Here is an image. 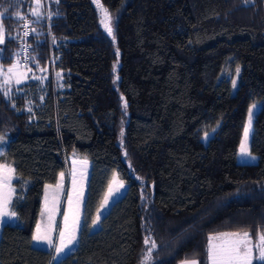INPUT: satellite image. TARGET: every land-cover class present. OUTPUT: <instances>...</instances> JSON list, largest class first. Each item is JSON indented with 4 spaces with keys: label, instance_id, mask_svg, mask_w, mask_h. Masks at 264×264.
<instances>
[{
    "label": "trees",
    "instance_id": "1",
    "mask_svg": "<svg viewBox=\"0 0 264 264\" xmlns=\"http://www.w3.org/2000/svg\"><path fill=\"white\" fill-rule=\"evenodd\" d=\"M105 10L111 35L101 23ZM0 26V65L14 64L26 43L32 56L24 67L35 70L20 85L0 77L7 139L0 165L15 169L16 213L2 227L0 264H51V251L32 239L45 187L38 171L50 160L64 167L73 155L92 163L80 243L53 264H211L210 237L247 232L258 241L264 0H0ZM258 101L251 151L260 160L241 163ZM115 174L127 191L93 232Z\"/></svg>",
    "mask_w": 264,
    "mask_h": 264
},
{
    "label": "rangeland",
    "instance_id": "2",
    "mask_svg": "<svg viewBox=\"0 0 264 264\" xmlns=\"http://www.w3.org/2000/svg\"><path fill=\"white\" fill-rule=\"evenodd\" d=\"M31 23H32V21H31ZM0 34H2L3 37H5L6 31L2 26H0ZM13 65H16V68L13 71L16 73L22 74L21 82L19 84H17L15 77H13L10 80V82L6 85H10V86L20 85V84L26 82L29 79V77L32 75V73L35 71L34 67H32L31 65H29L27 67L21 66L20 60L17 59L14 62V64H12L11 66L3 67L0 65V69H2V71H0V77L3 79V82L5 79V74L8 72V69L11 68ZM238 67L240 69L239 75L237 76V74H236V68H237L236 67L235 73L232 77V79H233L232 81H235V87H233V83H232V93L233 94L237 93L239 85H240V75H241L242 66L239 65ZM225 75L229 76L230 72H226ZM253 105H255L256 107L253 108L252 107ZM253 105L250 108V109H252L251 124H249V113H248L245 128H248V130H249L248 139H247L248 151L251 153V157H254L255 159L253 160V159H250L249 157L241 156L240 148H239L238 161L241 163L256 164L260 160V157L258 155L252 153L251 145H252V140H253V135H254V121H255L256 115L258 114V112L261 109L262 102L258 101L256 103H254ZM214 133H215L214 130L211 132H208L207 138H205V134H206L205 133L202 136V141L204 143H208L210 137L213 136ZM243 141H244V133H243L241 143ZM1 142H3V143L0 144V154L3 152V149H4V146L7 142V139H5L3 137V140H0V143ZM2 165L11 166L7 163H4ZM91 169H92V163L89 159L79 157L76 155H73L72 157H70V159L66 162V165L64 167H61V168L55 166L51 160L42 163V165L40 166L39 171H38L37 181H38L39 185H44L45 187L43 189L42 199L40 202L39 212H38L36 223L34 226L33 235H35V233H36L37 225H40L42 231L49 226V223H50L49 217L51 216L52 217L51 224L54 228V231L52 232V238H53L54 244L57 243L59 231L65 227V221H64L65 214L68 215V217H69L68 225L71 226L73 215L76 213L77 208H79L80 222H81V228H82L83 218H84L83 213H84L85 199H86L87 192H88V183H89V178H90V174H91ZM61 173H63V179L62 180H61V175H60ZM13 178H14V173H12V179H11V184H10L11 189H13L12 188ZM119 183L123 184L122 188H118ZM57 184H62V188L57 189L56 188ZM110 186L113 189V193L111 196H109L107 205H104V200H103V203H102L103 207L101 206V208L99 209V211L102 213L101 219L97 224H95V225L93 224V226H92L93 232L100 229L102 218L109 212L112 205L117 200H119L122 196H124L126 191H127L126 183H124V181H122L119 178L118 174L114 175ZM2 191L5 194H8L9 189L4 188ZM108 195H109V189L107 191L106 196H108ZM10 196H11V201H12V199L14 197V191L11 192ZM46 196H47V200L45 199ZM69 196L72 197L71 207L68 204V197ZM78 200H79V204L77 203ZM8 210L10 212L12 211L10 208V204L8 205ZM15 218L16 217L9 218L6 216V217H3V220L6 222H14ZM4 224L0 225V237H1L2 227L4 226ZM81 228L77 234V243L74 246H72L71 251L66 250L67 255L72 253L78 247V245L80 243ZM239 234L243 235V233H239ZM249 236H250V240H251L250 246L253 247L252 264H254L256 262V260L258 259L257 250L254 247L258 243V241L254 240L250 234H249ZM215 243H218V241L212 240V244H215ZM34 245L36 247L48 249L51 251V254H52L51 264L58 262V261L53 260V255H54L53 248L49 247L45 243H38L36 241H34ZM67 255L62 254L61 258L59 260L66 257Z\"/></svg>",
    "mask_w": 264,
    "mask_h": 264
},
{
    "label": "snow or ice",
    "instance_id": "3",
    "mask_svg": "<svg viewBox=\"0 0 264 264\" xmlns=\"http://www.w3.org/2000/svg\"><path fill=\"white\" fill-rule=\"evenodd\" d=\"M39 3V0H37ZM34 14L38 15V13ZM105 19L101 21L104 24V27L109 35L112 34L111 27V17L107 13V10L104 11ZM27 34V33H26ZM114 39V37H113ZM4 42V37L0 34V43ZM16 68V65H13L8 69V72L5 74L4 84H8L10 80L15 77L16 83L19 84L21 82L22 74L16 73L13 70ZM2 71V69H0ZM240 69L236 68V74L239 75ZM118 79V77H117ZM233 87H235V81H232ZM8 94V90H5V95ZM125 102V108H126ZM253 108L256 106L253 105ZM252 119V109H249V124H251ZM248 128L244 130V141L240 145V153L241 156L249 157L250 159H255L251 157V153L248 151L247 147V139H248ZM205 138H207V133L205 134ZM0 140H3V137L0 136ZM15 169L8 165H0V225L6 223L3 220V217L13 218L16 216L14 211L8 210V205L11 203V192L14 189H11V179L12 173H14ZM61 175V180L63 179V173ZM123 184L119 183L118 188H122ZM4 188H8V194H5L2 190ZM57 189L62 188V184L56 185ZM113 193V189L111 186L109 187V195L104 198V205L108 204L109 196ZM47 200V196L45 197ZM79 204V200L77 202ZM68 204L71 207L72 205V197H68ZM103 207V205H102ZM102 213L100 211L97 212L96 218L93 221V224H97L101 219ZM50 223L49 226L41 230L40 225H37L36 233L32 237V239L38 243H45L49 247L53 248L54 255L53 260L59 261L61 255H67V251H71L72 246L77 243V234L81 228L79 208H77L76 213L73 215L71 226L68 225L69 217L67 214L64 216L65 227L59 231L58 242L54 244L52 238V232L54 228L51 224L52 217H49ZM86 227V225H85ZM210 240H216L218 243L210 244L208 250V258L211 261V264H252L253 259V247L251 245V240L249 233L245 232L243 235L239 233H221L219 236H213L209 238ZM149 242V238H145V243ZM153 246H155V241H152ZM257 250L258 259L264 262V233H258V243L254 246ZM149 258L151 257V252L148 253ZM185 264H198L196 261H186Z\"/></svg>",
    "mask_w": 264,
    "mask_h": 264
},
{
    "label": "built area",
    "instance_id": "4",
    "mask_svg": "<svg viewBox=\"0 0 264 264\" xmlns=\"http://www.w3.org/2000/svg\"><path fill=\"white\" fill-rule=\"evenodd\" d=\"M23 33L26 37H30L32 35V28H31V20L30 19H25L23 23ZM27 33V34H26ZM31 47L27 45L26 43L22 45L20 51H19V56L18 59L20 60L21 66H26L30 59H31Z\"/></svg>",
    "mask_w": 264,
    "mask_h": 264
},
{
    "label": "water",
    "instance_id": "5",
    "mask_svg": "<svg viewBox=\"0 0 264 264\" xmlns=\"http://www.w3.org/2000/svg\"><path fill=\"white\" fill-rule=\"evenodd\" d=\"M196 262H198V261H196ZM181 264H185V262H182ZM199 264V263H198Z\"/></svg>",
    "mask_w": 264,
    "mask_h": 264
}]
</instances>
